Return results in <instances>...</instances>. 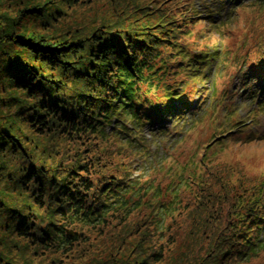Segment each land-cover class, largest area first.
Returning <instances> with one entry per match:
<instances>
[{
    "label": "trees",
    "instance_id": "obj_1",
    "mask_svg": "<svg viewBox=\"0 0 264 264\" xmlns=\"http://www.w3.org/2000/svg\"><path fill=\"white\" fill-rule=\"evenodd\" d=\"M123 1L112 19L62 32L68 10L95 0H48L19 9L14 18L0 15V234L23 240L34 252L61 257L52 264L72 263L73 251L95 232L118 238L136 234L132 251L147 254L150 264L163 261L171 244L189 251L192 239L191 249H198L193 261L254 263L264 254V180L244 178L240 170L235 178L236 169L215 161L224 148L223 139H215L225 135L229 111L227 121L212 110L201 113L213 122L210 143L215 142L194 147L199 167L186 175L190 180L184 185L190 196L182 210L178 204L169 227L160 230L151 215L141 213L140 204L152 197L131 203L139 181L131 178L133 165L124 161L126 145L132 151L144 127L158 124L156 131L148 130L157 138L164 136L165 121L180 122L192 102L185 95L195 92L189 80L202 85L203 74L221 55L183 49L189 26L154 15L150 1L157 0H141V6L138 0H111L110 5ZM227 1L229 11L241 2ZM252 1L264 5V0ZM224 5L218 0L211 16L220 15ZM141 8L142 17L130 14ZM26 18L52 30L53 37L26 29ZM253 53L257 59L239 78L263 109L264 34ZM179 72L187 79L165 78ZM162 186L148 177L144 191L156 197ZM188 206L194 211L185 220Z\"/></svg>",
    "mask_w": 264,
    "mask_h": 264
},
{
    "label": "rangeland",
    "instance_id": "obj_2",
    "mask_svg": "<svg viewBox=\"0 0 264 264\" xmlns=\"http://www.w3.org/2000/svg\"><path fill=\"white\" fill-rule=\"evenodd\" d=\"M47 1L0 0V15L14 18L19 9L35 4L44 5ZM239 1L241 2L236 3L237 6L229 11L231 5L226 4L225 0V10L217 16H211V13H213L212 7L217 5L218 0L150 1L154 15L174 17L189 26L191 35L185 41L183 39V49L193 55L203 49L221 55L218 57L217 64L212 66L206 74H203L206 76V81L202 85L189 80L191 82L188 84L189 89H194L195 92L189 90L186 93L185 96L192 102L189 113L182 115L184 118L180 122L170 125L172 120L165 121L164 136L157 138L152 137L148 130L156 131L158 124L153 128L144 127L141 131L143 137L132 141V145L135 146L132 151L128 145L125 147L124 161L133 165L131 178L139 181L136 185L138 193H135L131 203H138L139 196L152 197V202H146L147 199H145L146 203L140 204V208L143 210L141 213L146 212L151 215V219L159 223L160 230L170 226L169 218L175 215L178 204L181 202L179 209L182 210L184 198L190 196L184 185L190 180L186 178V175L192 174L199 167L193 158L194 147L199 144L202 148L210 143V140L215 136L213 122L211 118H208V113L202 116L205 110L214 111V115L218 119L227 121L231 118L228 120V126L223 127L222 133L225 135L215 139V141L223 139L224 143V148L215 161L221 162L220 164H228L236 169V172L232 171L235 178H240L238 174V170H240L244 172V178L254 176L264 180V139L259 137L264 136V108L258 109L255 102L258 98L257 94L249 98L250 92L249 90L244 91L245 84H241L239 78L243 71L249 73L248 68L252 67L250 63L257 59V57L255 58L256 53L253 51L264 34V5L252 0ZM110 2L111 0H95L92 4L71 8L68 10V15L65 16L67 18L59 27L61 31L58 32L82 24L96 25V19H112L115 17L113 11L117 10L115 13L117 14L118 8L124 5V1L118 5H110ZM146 4H149V1H146ZM14 5L17 7L15 8ZM137 5L144 4L138 0ZM135 9L136 5L134 4L131 10L135 11ZM130 14L142 17L144 12L141 8L135 14ZM89 21L93 23L87 24ZM31 22L33 21L24 19V27L53 37L52 30L36 26V23L31 25ZM219 26L220 28H218ZM58 32L55 31L57 35ZM184 68L187 69L185 66ZM185 74L188 75V71H185ZM185 74L179 72L176 76L167 75L165 78L171 77V79L175 78V81H182L187 79ZM227 111L233 114L230 118ZM195 114L197 117L191 118ZM196 120H200V122L196 123ZM227 131L229 134H226ZM141 141L143 142L141 143ZM120 146L121 144L117 143L116 149ZM121 153L123 152L121 151ZM152 176L155 177V183L163 185V189L159 190L156 197V192L147 193L146 190L144 191L146 180ZM153 197L155 198L153 199ZM189 206L186 207V212L183 215L185 220L194 211ZM128 228V226L123 227L124 231H127ZM137 241L136 234L121 235L118 238L104 233L99 235L95 232L90 236V240L85 246H78V249L73 251V255L76 256L75 260L65 264H150L147 254L137 256V253L132 251ZM7 243L9 244L7 245ZM177 243L166 248L168 250L165 254L166 258L157 264H201V261L196 259V262L192 258L198 253V249L194 245L191 249L195 239H192L189 251L186 250V245L184 247L183 244ZM185 255L188 257L191 255L192 260L185 259ZM59 258L61 257L54 254L34 252L33 249L27 247L23 240L0 234V264L2 260L14 264H19V262L52 264V259ZM251 264H264V254Z\"/></svg>",
    "mask_w": 264,
    "mask_h": 264
}]
</instances>
